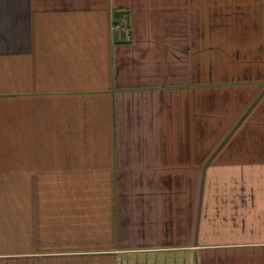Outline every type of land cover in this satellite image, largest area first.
<instances>
[{
    "label": "crops",
    "instance_id": "obj_1",
    "mask_svg": "<svg viewBox=\"0 0 264 264\" xmlns=\"http://www.w3.org/2000/svg\"><path fill=\"white\" fill-rule=\"evenodd\" d=\"M49 256L264 264V0H0V264Z\"/></svg>",
    "mask_w": 264,
    "mask_h": 264
},
{
    "label": "built area",
    "instance_id": "obj_2",
    "mask_svg": "<svg viewBox=\"0 0 264 264\" xmlns=\"http://www.w3.org/2000/svg\"><path fill=\"white\" fill-rule=\"evenodd\" d=\"M116 27H120L123 29V34L125 36V38L129 39L130 38V32L127 28V25H126V20L123 19V20H119L117 23H116Z\"/></svg>",
    "mask_w": 264,
    "mask_h": 264
},
{
    "label": "trees",
    "instance_id": "obj_3",
    "mask_svg": "<svg viewBox=\"0 0 264 264\" xmlns=\"http://www.w3.org/2000/svg\"><path fill=\"white\" fill-rule=\"evenodd\" d=\"M119 11V10H118ZM124 13H118L117 11L114 12V18H121Z\"/></svg>",
    "mask_w": 264,
    "mask_h": 264
},
{
    "label": "rangeland",
    "instance_id": "obj_4",
    "mask_svg": "<svg viewBox=\"0 0 264 264\" xmlns=\"http://www.w3.org/2000/svg\"><path fill=\"white\" fill-rule=\"evenodd\" d=\"M54 256H49V263L52 264L53 262L55 263L56 261H54L55 259H53ZM37 259V258H36ZM40 259V258H38ZM38 262V261H37Z\"/></svg>",
    "mask_w": 264,
    "mask_h": 264
}]
</instances>
